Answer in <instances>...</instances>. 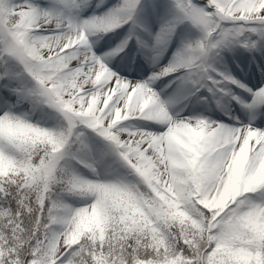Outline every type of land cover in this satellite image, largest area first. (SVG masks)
Returning a JSON list of instances; mask_svg holds the SVG:
<instances>
[{
	"label": "snow or ice",
	"instance_id": "snow-or-ice-1",
	"mask_svg": "<svg viewBox=\"0 0 264 264\" xmlns=\"http://www.w3.org/2000/svg\"><path fill=\"white\" fill-rule=\"evenodd\" d=\"M0 264H264V0H0Z\"/></svg>",
	"mask_w": 264,
	"mask_h": 264
}]
</instances>
